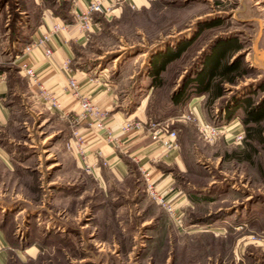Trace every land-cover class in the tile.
<instances>
[{"label":"rangeland","instance_id":"rangeland-1","mask_svg":"<svg viewBox=\"0 0 264 264\" xmlns=\"http://www.w3.org/2000/svg\"><path fill=\"white\" fill-rule=\"evenodd\" d=\"M72 3L0 0V71L11 84L23 87L14 59L28 33L44 13L71 23ZM95 20L85 45L75 47L81 66L113 80L120 75L124 86L145 95L148 117L176 131L185 168L173 166L172 173L193 205L179 207L178 227L140 177L103 186L76 167L66 146L70 124L56 114H34L10 92L15 110L0 127L5 264H264V120L260 134L248 138L241 123L245 107L264 100V0H154L147 9L124 6ZM233 42L238 50L223 62L239 59L245 73L224 83V96L211 106L207 94L189 89L175 105L183 76ZM181 45L184 52L147 93L143 73ZM199 123L215 124L221 134L208 142ZM238 130L243 139L236 143L231 134Z\"/></svg>","mask_w":264,"mask_h":264},{"label":"crops","instance_id":"crops-1","mask_svg":"<svg viewBox=\"0 0 264 264\" xmlns=\"http://www.w3.org/2000/svg\"><path fill=\"white\" fill-rule=\"evenodd\" d=\"M135 1L140 5L139 9L134 10L138 12L150 7L154 0ZM129 2H112V12H119L124 6L131 8ZM84 5L85 0H73L72 11L74 8L82 9ZM55 20L56 18L52 13H44L40 18L39 24L34 26L31 33H28V39L23 43L20 42L22 44L19 47V52L15 55L14 63L19 69L23 87L11 84V78L7 75L6 71L7 77L5 81L0 80V127L7 125L15 110V106L11 104L8 98L10 92L20 97L22 104L27 106L34 114L48 112L50 115L56 114L65 119L64 113L79 112L78 97L73 96L66 89L67 72L61 66L65 59L70 58L72 60L70 67L78 80L80 93L87 95L94 104L107 113L105 119L107 127L121 140L120 148L114 149L106 142L103 132L97 131L94 126H89L86 122H81L78 125L79 133L88 142V160L91 163L96 162L94 152L100 149L104 158L109 162L108 167L101 166L99 169L93 171L91 175L103 186L114 185L116 182H122L126 179L138 180L139 177L144 182V175H146L160 191L166 192L171 189L169 196L177 207L182 208L189 204L193 205L191 202L193 197L189 195L190 193H187V198L183 190H180L175 185L172 173L173 166L181 171H184L185 168L180 147L178 150L163 148L147 129L138 131L131 129L127 132H121V127L127 119L152 121L144 109L145 105L143 101L146 98L143 97L145 95L142 96L141 93H138L137 87L129 89L124 86L123 79L119 77L120 75L118 76L119 78L117 77L118 79L113 80L109 77L107 71V73L103 70L98 72L95 67H88L87 65L82 67L75 47L85 45L87 40L80 37L74 27H71L66 34V37L70 39L69 42L63 43L57 39H52L50 44L53 52L50 56L45 55L44 47L34 48L28 53L24 52L23 49L30 41V37L36 32H46ZM1 60L0 56V62ZM22 62H25L27 66L32 67L39 74L42 86L56 94L60 102V110L50 109L48 104L39 97L38 86L31 84L19 67ZM152 66L153 63L149 66L150 68L147 72L143 73V82L146 84V88H144L147 93L150 92L154 85L151 73ZM128 78L130 80L132 76ZM196 109L200 111V107L197 106ZM238 128H234L233 131ZM240 132V130L236 131V133ZM235 134L233 133L231 136ZM70 153L75 157L74 162L76 167L82 170L81 163L74 151L70 150ZM0 253L2 255L0 264H5L7 252L4 246L0 249Z\"/></svg>","mask_w":264,"mask_h":264},{"label":"built area","instance_id":"built-area-1","mask_svg":"<svg viewBox=\"0 0 264 264\" xmlns=\"http://www.w3.org/2000/svg\"><path fill=\"white\" fill-rule=\"evenodd\" d=\"M128 1H130L129 6L131 9L136 10L140 8L139 3L135 0H85V5L82 9H73V20L71 23L58 18L51 24L46 32L34 33L23 50L28 53L34 48L44 47L45 55L50 56L53 52L50 44L52 39H57L63 43L69 42L70 39L66 37V34L71 27L76 29V33L79 34L80 37L88 40L89 35L96 25L95 19L112 12V2L124 3ZM71 61L70 58H67L63 61L61 66L67 72L66 89L73 96L78 97L80 111L77 113H64L65 120L72 127L71 136L66 143V146L69 150L74 151L81 163L82 170L91 174L101 166L108 167L109 162L104 158L100 149H97L94 152L96 162L91 163L88 160V142L84 136L79 133L78 125L81 122H86L89 126H94L97 131L103 132L106 142L114 149L120 148L121 140L107 127L105 123L107 113L104 110H101L98 105L94 104L87 95H82L80 93L81 91L78 80L70 67ZM19 67L24 72V75L28 78L29 82L38 86L39 97L48 104V107L52 110H60V102L56 94L42 86L39 74L32 67L27 66L25 62H22ZM6 77V72L0 71V80L4 82ZM131 129L137 131L141 129L149 130L159 144L167 150H178L180 147L176 131L170 129L166 125L154 121L127 119L121 127V132H127ZM199 130L208 142H212L221 134V128L211 123H199ZM232 138L234 142L239 143L243 139V134L241 132L236 133ZM144 190L148 197L158 204L178 227H182V212L169 196L171 189L166 192L160 191L155 187L153 182L144 175Z\"/></svg>","mask_w":264,"mask_h":264},{"label":"trees","instance_id":"trees-1","mask_svg":"<svg viewBox=\"0 0 264 264\" xmlns=\"http://www.w3.org/2000/svg\"><path fill=\"white\" fill-rule=\"evenodd\" d=\"M68 22L67 20H65ZM70 23V22H68ZM231 44V43H230ZM185 47L181 45L175 51L167 52L164 55H159L153 61L151 73L153 76V84L157 80H161L159 74L165 67L180 57L184 52ZM237 51L238 46L233 42L228 48H224L218 55H215L213 50L210 55L202 57V68L194 74L190 71L189 75H184L181 81V89L172 94V102L175 105L183 103L191 89L194 94H207V102L209 105L224 96V83L234 84L238 78L244 73L245 69L241 67L239 59L224 61V57L228 51ZM243 68V69H242ZM239 105H237L238 107ZM228 117L234 112V108L228 106L224 107ZM264 120V100L253 106H246L244 115L241 118V123L245 126L246 138L250 136L251 132L260 134V125ZM253 124V125H250Z\"/></svg>","mask_w":264,"mask_h":264}]
</instances>
